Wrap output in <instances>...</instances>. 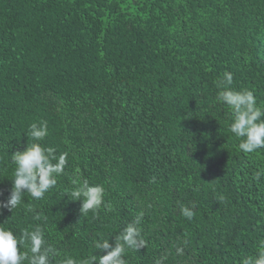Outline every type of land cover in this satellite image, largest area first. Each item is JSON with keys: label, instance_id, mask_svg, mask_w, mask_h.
<instances>
[{"label": "trees", "instance_id": "16d2710c", "mask_svg": "<svg viewBox=\"0 0 264 264\" xmlns=\"http://www.w3.org/2000/svg\"><path fill=\"white\" fill-rule=\"evenodd\" d=\"M225 73L224 87L264 107V0H0V201L32 124L47 125L42 147L67 154L41 199L0 208V228L40 230L50 264L105 254L96 243L115 246L141 214L145 245L126 247L125 264L264 252V148L244 153L231 133ZM85 181L105 194L81 213L70 193Z\"/></svg>", "mask_w": 264, "mask_h": 264}, {"label": "clouds", "instance_id": "9594fccd", "mask_svg": "<svg viewBox=\"0 0 264 264\" xmlns=\"http://www.w3.org/2000/svg\"><path fill=\"white\" fill-rule=\"evenodd\" d=\"M232 74L225 73L221 84L222 90L217 96V101L231 109L234 119L230 123V131L237 138H242L239 148L244 153H253L264 148V107L257 105L253 92L248 90H232L224 87L231 84ZM48 134L46 124L38 126L32 124L30 135L35 141L24 150H18L11 155L15 170L12 180V188L6 201H0V208H16L22 202L27 193L33 199H41L46 192L57 184L56 177L63 173L66 165V153L58 157L54 155V149L41 146ZM55 161V162H53ZM264 175V171L255 174V179ZM72 200L82 202L81 213H87L101 206L104 200L105 190L102 185L89 184L86 181L79 185L71 193ZM193 212L188 208L182 209V215L189 220ZM142 214L137 216L115 238V246L109 243V239L98 241L96 248L104 251L103 255H93L89 260L77 261L68 258L64 264H125L123 254L125 248L139 250L144 247L145 241L140 239ZM29 244L31 256L22 252L21 246ZM45 240L40 230L24 231L21 235L14 234L11 230L0 228V264H50V254L54 255L51 248H45ZM187 241H185V245ZM264 248V241L261 242ZM106 250V251H105ZM177 255L183 254L182 248L176 249ZM157 264H160L157 261ZM243 264H264V252L255 257L245 258Z\"/></svg>", "mask_w": 264, "mask_h": 264}]
</instances>
